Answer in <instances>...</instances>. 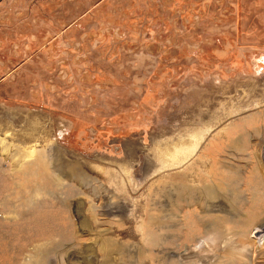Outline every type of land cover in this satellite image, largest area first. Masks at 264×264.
I'll return each instance as SVG.
<instances>
[{
	"label": "rangeland",
	"instance_id": "obj_1",
	"mask_svg": "<svg viewBox=\"0 0 264 264\" xmlns=\"http://www.w3.org/2000/svg\"><path fill=\"white\" fill-rule=\"evenodd\" d=\"M0 264H264V0H0Z\"/></svg>",
	"mask_w": 264,
	"mask_h": 264
}]
</instances>
